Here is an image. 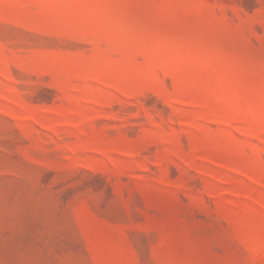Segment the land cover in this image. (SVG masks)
I'll use <instances>...</instances> for the list:
<instances>
[{
  "label": "rangeland",
  "instance_id": "rangeland-1",
  "mask_svg": "<svg viewBox=\"0 0 264 264\" xmlns=\"http://www.w3.org/2000/svg\"><path fill=\"white\" fill-rule=\"evenodd\" d=\"M0 264H264V0H0Z\"/></svg>",
  "mask_w": 264,
  "mask_h": 264
}]
</instances>
